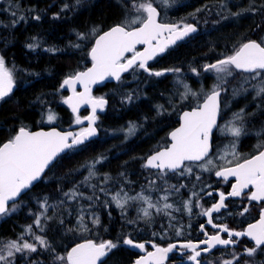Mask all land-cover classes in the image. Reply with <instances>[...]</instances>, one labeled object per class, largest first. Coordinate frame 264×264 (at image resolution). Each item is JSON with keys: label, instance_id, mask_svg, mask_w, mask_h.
<instances>
[{"label": "trees", "instance_id": "1", "mask_svg": "<svg viewBox=\"0 0 264 264\" xmlns=\"http://www.w3.org/2000/svg\"><path fill=\"white\" fill-rule=\"evenodd\" d=\"M204 1L205 6H202V0H191L189 4L185 2L179 7L192 10L193 7L202 6L199 13V20L202 21L205 15H209L204 10L206 6L211 3L218 6L229 0H220L221 3L219 0ZM230 1L234 3V11L241 6V13L246 14L239 20L227 21L223 9L213 13L211 22L206 18L204 28L205 31L208 29L207 33L201 26L202 31L193 38L149 64L151 71L164 72V75L157 77L140 69L132 70L118 84H107L102 88L110 105L98 118L99 137L60 156L43 179L17 202L16 210L0 217V242L6 244L23 235L25 241L37 245L35 253H17L15 264H61L55 260L56 255H66L74 245L86 240L97 243L111 240L117 243L119 247L109 253L107 264H131L137 254L123 244L125 238L161 246L198 238V225L202 221L199 212L192 211L188 225L184 222L186 236L175 238L174 229L161 226L162 223L167 224L164 217H157L152 226L146 221L143 224L141 221L136 223V207L127 208L126 214H122L114 202L105 208L104 201H111V195L121 188L134 193L141 183H145V176L154 172L143 165L150 154L167 144L166 131L175 123L173 119H166L165 114L171 115L173 111H178L172 110L170 106L172 97L176 96L172 86L175 85L177 74H181L182 80L189 81L194 87L196 83L200 84L206 63H214L232 54L238 42L259 41L262 38L264 20L260 12L261 8L264 9V0ZM11 3L19 6L18 14L24 15L26 19L15 27L0 26V56L4 57L6 67L13 72L17 86L11 95L0 101V145L11 139L22 127L31 130L50 127L69 130L76 126L75 118L63 103L67 93L61 85L67 77L90 63L88 53L95 37L113 25L122 23L120 17L126 5L124 0H80L79 4L76 0H11ZM65 4L68 5L67 10L61 11ZM8 7L9 0H0V9ZM240 10L237 9V13ZM37 15L39 20L33 18ZM12 19L8 12L0 11L2 24H10ZM78 34H83L85 38L79 39ZM29 43H37L39 47L30 50L27 47ZM193 68L199 76L192 71ZM166 69L180 71L166 72ZM109 90L112 93L109 94ZM128 95L133 96L130 103L120 99ZM160 106H163L162 109ZM49 112L56 117L52 125L45 122ZM85 114L86 111L82 116ZM130 123H139V129L125 142H119L117 137H105V132L120 129ZM120 141H123L122 138ZM116 142L121 144L116 145ZM101 157L102 162L95 166L96 176L85 183L87 166ZM105 177L108 178L106 184ZM211 177L208 174L207 181L215 183L216 180ZM161 183L156 185L160 187ZM88 185H96L97 188ZM74 187H78L85 196H92L95 192L99 200H69L63 193ZM100 187L108 189L109 194L100 192ZM44 198H47L51 207L46 213L48 218H42L44 231L41 232L35 226L34 219L44 211L39 203ZM81 206L85 209V223L89 227L87 231H82L77 225ZM89 213L99 216L98 226H93ZM29 225L33 232L48 241L51 246L49 250L40 247L31 236L25 234ZM77 232L81 234L77 235ZM226 253L219 251L206 259L211 264H218L229 258L230 255ZM173 256L167 264L177 262Z\"/></svg>", "mask_w": 264, "mask_h": 264}, {"label": "snow or ice", "instance_id": "2", "mask_svg": "<svg viewBox=\"0 0 264 264\" xmlns=\"http://www.w3.org/2000/svg\"><path fill=\"white\" fill-rule=\"evenodd\" d=\"M124 2L126 7L135 10V16L127 22L114 25L108 31L99 35L89 52L92 67L87 71L78 72L66 78L61 85V88L66 86L73 93L63 101L72 109L73 113H77L81 104L91 106V115L84 118L89 122L88 127L75 134L71 132L61 133L55 129L49 132H30L22 127L16 135L0 145V217L9 215L16 210L17 198L42 177V174L57 156L66 149L84 144L88 138L97 134L96 128L93 127L98 119L97 109L103 111L107 101L103 97H93L91 95L92 84L109 77L119 82L123 73L137 69H142L149 75L157 77L164 75V72L151 71L148 67V61L159 53H163L169 45L175 44L177 40H181L197 31L196 26L186 21H181L178 24L158 22L159 13L157 8L153 6V0H124ZM160 2L167 4L168 0H160ZM76 3L79 4L80 0H76ZM14 7L15 10H13ZM67 8L68 5L65 4L61 11L67 10ZM0 11L8 12L13 17L10 24L0 22V26L3 27H15L26 19L24 15L18 14L19 6H13L11 0H9V7L0 9ZM233 15H239V13ZM33 18L40 19L38 15ZM130 25L139 26L131 27ZM93 32H96V30L93 29ZM164 33L168 34L167 37H164ZM78 37L79 39L85 38L83 34H78ZM162 37H164L163 40ZM137 45H144V50L138 51ZM27 47L30 50H35L39 47V44L29 43ZM45 51L55 50L45 49ZM127 53H131V56H127ZM234 70L247 75L239 88L232 89L233 96L239 95L241 91L247 92L249 89L244 85L251 84V88L255 92L254 98L264 97V37L259 41L248 40L242 43L232 54L223 56L215 63L204 65L205 72L213 71L217 74L218 83L204 95L202 103L190 111L183 112L180 126L169 134L170 143L149 156L143 165L145 168L157 170L156 179L150 180L149 186L163 194L158 196L154 202L152 197L145 195L143 191L137 195L129 196L121 188L114 195H111V201H104L105 208L109 206L110 202H114L116 207L122 210V214H126L125 206L129 201H140L147 205V207L139 209V212L142 213V219L151 221L153 219L152 210H154L155 214L168 217L169 226L171 227L173 226L171 221L175 219L172 216V211H180L181 209H174L173 204L167 202L169 193L171 191L179 192L186 185L183 183L168 185L166 178L169 173H172L181 177L194 176L195 180L199 181L201 177L194 173V168H199L201 172H209L215 168V176L223 178L226 182L229 177H234L235 183L231 185V192L227 194L228 196H246L248 201H255L258 204L264 202V142L257 144L256 154L246 158L241 157L236 151L238 138L245 134L243 125L238 126L236 124L237 120H243L244 109L234 113L233 119L219 129L221 133L227 132L236 138L232 141L230 148L225 150V154L220 157L224 164L216 166L214 160L210 157L213 150V130L218 128L217 120L221 113V94L228 91L226 85L230 83L228 78L234 75ZM165 71L179 72L180 69H166ZM192 71L199 75L196 69L193 68ZM252 81H255V83H252ZM77 83L83 86V92L76 91L75 85ZM13 86V74L6 67L4 57L0 56V101L9 96ZM184 88L185 93L182 98L195 95L187 85H184ZM132 99L133 96L128 95L124 97V102H131ZM162 107L160 106L161 109ZM55 119V115L49 112L47 121L52 123ZM75 122L82 124L83 120L77 115ZM134 132L135 125H131L128 128L127 135H132ZM228 156L232 158L228 159ZM102 160V157L97 158L87 166L88 176L85 177V183L96 176L95 166L101 163ZM157 180L162 182L159 189L155 188ZM107 181L108 178L105 177L104 183L106 184ZM88 186L93 189L97 188L96 185ZM250 188L252 190L246 192ZM99 191L105 195L109 194V190L104 187H100ZM63 195L69 200H77L78 198L99 200V196H96L95 192L92 196H85L84 193L78 190V187L64 192ZM197 195L196 192L192 193L193 197ZM207 195L211 196L212 192H208ZM226 199V195L221 192L217 202L207 209L202 208L200 212V215L208 218V224L219 230L217 233L209 234L205 231L204 225H201V231L206 236L205 240L198 243L189 241L179 245L180 248L191 253L188 260L192 261L193 264H201L198 257L201 256L202 252H210L218 245L228 247L238 243V240H234L233 237H247L253 242L254 246L245 247L243 253L233 252L232 259H223L221 264H239L242 255L253 257L258 251H264V207H261L260 218L256 223L249 224L247 229L243 231H236L230 229L227 225H217L213 222V213H219L221 209L227 207L225 204ZM10 201L13 202L11 205L9 204ZM39 203L44 211L35 216L34 224L43 232L42 218H48L46 213L51 205L48 204L47 198ZM196 207H201L199 200L196 202ZM183 208L190 215L192 200L185 201ZM80 211L77 225L82 231H87L88 225L85 223V209L83 206H81ZM248 211V207H244L239 214L243 215ZM89 215L93 226H98L100 223L99 216L95 213H89ZM61 223H63V220H61ZM220 232L227 233V238H222ZM25 234L31 236L45 250L51 248L44 237L33 232L31 225L25 229ZM176 234L178 236L182 234V226L177 228ZM123 244L145 251L143 243H134L129 238H125ZM202 244L207 245V247L201 248ZM118 247L119 245L111 240L99 243L86 240L83 243H77L66 255H56L55 260L60 261L61 264H107L109 253ZM152 247L155 251L147 252L145 256L138 258L135 264H164L168 254L173 252L177 245L169 244L168 247L161 248L153 244ZM36 251L37 245L25 241L23 235L17 240L9 241L6 244L0 242V264H15L17 253H35ZM243 264H250V261H244Z\"/></svg>", "mask_w": 264, "mask_h": 264}, {"label": "flooded vegetation", "instance_id": "3", "mask_svg": "<svg viewBox=\"0 0 264 264\" xmlns=\"http://www.w3.org/2000/svg\"><path fill=\"white\" fill-rule=\"evenodd\" d=\"M202 1H203L202 5L204 6L205 4H203V3L205 1L204 0H202ZM168 2H170V1L168 0ZM174 2H176V4H170V5L168 4L167 6H163V7H161L160 4L159 5L153 4V6L157 8V11L159 13L158 22L167 23V24H178L181 21H186L187 23H190V24H193L194 26H196L197 31L195 33L191 34L184 41L177 43L173 47L167 48L163 55L170 52V50L175 49L180 44L186 42L188 39L193 38L195 35H197L199 32L202 31L201 25L199 23L200 20H199V12H198V11H200V8H202V6L200 8H198L197 6L193 7L192 10H189V9L185 10V9L180 8L179 6L182 3L184 4L185 2H187L186 0H182V1L171 0L170 3H174ZM124 6L125 7L123 8L122 15L120 17L121 22H127V21L131 20L136 14L134 9H132L130 7H126V5H124ZM180 10H182V11H180ZM186 17H188L189 19L188 20L187 19L181 20V18H186ZM192 17L193 18L195 17V20L192 19ZM190 19H191V21H190ZM195 22H198V23H195ZM130 26L131 27H138L139 25H130ZM137 50L140 51L141 48H138ZM163 55H161V56H163ZM129 56H131V54ZM161 56H159V57H161ZM88 57H89V55H88ZM157 58L158 57H156L155 59H157ZM89 62H90V59H89ZM149 64H148V66H149ZM89 65H90V63L84 69H86ZM84 69H82V70H84ZM82 70H80V71H82ZM140 70H142V69H140ZM131 71L132 70H130L128 73H130ZM234 73H235L236 79L239 76L247 75L244 73L236 72L235 70H234ZM197 76H199V75H197ZM238 80L239 81L237 83L235 81V87L234 88H239L240 85L243 83V82H241V79L238 78ZM119 82L107 83V84H118ZM233 82H234V80L231 81L232 84H233ZM185 83H187L189 86H191L189 81H187ZM107 84H105L104 86H106ZM197 85H199V83L198 84L196 83V85H194V87L191 86V88L194 90L195 88L198 87ZM104 86L95 88L93 91V97L94 96L100 97L103 95L102 97L109 101V104L107 106V109H108V107L110 105V100L107 97H105L106 94L104 95V92L102 91V88H104ZM172 88L175 89V85H173ZM203 90H206L207 93L209 92L207 89H203ZM98 91H101V92H98ZM202 95L203 96H197V98H196V99H198L197 101H194L193 99H191L190 96H187L188 99L183 100V102H184L183 104H185V105L181 104V106L178 108H175V105L178 104V102H179V96L172 97V102L170 104L171 109L172 110L176 109L178 111H173V112L169 111V113L172 112L171 115L165 114L166 119H173L174 120L173 122H175V123L171 124L170 128L166 131L167 144H165L163 147H166L169 143L168 136H169L170 132L173 131L179 125L180 115L184 111L192 110L198 104L202 103L203 99H204V92ZM254 95H255L254 91L247 93L246 96H240V97H236L233 95L227 96L226 92H222L221 98H220L221 99V113H220V116L218 117V122H217L218 128L214 129V131H213V152L210 155V157L215 153L217 147L219 150H221L222 148H224V145L228 144V143H224V142L229 141V137H227L225 134H221V131L219 129L222 127V125H225L227 122L231 121L233 119L234 113H238V111L243 109L244 104H247V105H246V108L244 110L243 120H237L236 121V124L238 126L241 124L243 125L244 133H245V134H242L237 140L238 153L243 158H246L250 155L256 154L257 144L264 142V118H261V117H264V113H263V115L262 114H256L255 111L252 109L253 106L250 105V103L255 104V101H256L258 104L261 102L262 99H263L262 101H264V98L263 97H258V98L256 97V99H255ZM66 97H67V95L65 96V99H66ZM244 98L247 100H245ZM237 108H238V110H237ZM107 109H106V111H107ZM84 111H86V114L84 116H82ZM84 111L80 112V114H79L80 117L85 118L87 116V114L89 113L88 110H84ZM173 115H175V117H172ZM83 125H85L84 122H83ZM85 127H87V126H85ZM27 129H29V128H27ZM29 130H31V129H29ZM72 130L75 133H78L76 131V130H78L77 126H75ZM225 138H227V140H225ZM231 139L234 140L236 138L233 137ZM163 147H161V148H163ZM159 149H157V150H159ZM172 175H174V174H172ZM213 177L216 180L215 183L217 185H215V183L214 184L210 183L211 186L207 188V189H209V192H212V195L209 196L206 194L207 197H205V199H204V208L205 209L211 207L213 203H215L219 200V193L223 192L225 195L230 193L231 192V185L235 183V178L231 179V180H227V182H226L223 179L216 178L215 173H214ZM251 190H252L251 188L247 189L246 192H250ZM225 204L227 206L226 208L221 209V211L219 213L213 214V222L217 225H227L230 229H233L236 231H243V230L247 229V226L249 224L256 223L260 218L261 207H264V202H260L258 204L255 201H248L246 196L230 197V198L225 200ZM244 207H248L249 211L247 213H244L243 215H240L239 213L242 211V209ZM201 225H204L205 231L208 232L209 234H215L219 231L218 229L213 228L211 225H208L207 224V217L202 216V221L198 225V230H199L198 238L196 240H182L181 242H189V241L200 242L202 240H205L206 236H205L204 232L201 231ZM219 234L221 235L222 238H225V239L227 238V233L220 232ZM233 239L238 240V243H236L235 245H232V246H228V247L216 248V249H214V250H212L206 254H201V256L198 260L201 261V264H211L208 262V260L206 258H208L209 256H212V255H215V253H217L219 251H227L228 253H226V255H230L229 258H227V259H232L233 252H236V253L242 252L243 253L245 247H253L254 246L253 242L251 240H249V238H247V237H240V238L233 237ZM205 247L206 246H202L201 248H205ZM177 249H179V248H176L175 250H177ZM150 250H151V248L150 249L147 248L146 252H149ZM174 251L171 253V256L174 254ZM139 256L140 255L137 254L136 258H138ZM171 256H170V258H171ZM242 256H241V260L239 261V264L242 263L241 261L243 260V258L248 259V261H250V264H264V251H258L253 257H248L246 255H242ZM170 258L167 260V262L170 260ZM186 260H188V258L183 259L181 263L189 264V263H186ZM167 262H165L164 264H167ZM218 264H221V262H219Z\"/></svg>", "mask_w": 264, "mask_h": 264}, {"label": "rangeland", "instance_id": "4", "mask_svg": "<svg viewBox=\"0 0 264 264\" xmlns=\"http://www.w3.org/2000/svg\"><path fill=\"white\" fill-rule=\"evenodd\" d=\"M170 2H171V0H169ZM187 2L186 3H190V1L191 0H186ZM170 2H167V4H163V3H161L160 2V0H153V4H157V5H159L160 4V6L161 7H163V6H167L168 4L170 5V4H176V2H174V3H170ZM228 3H230V4H228ZM232 4L234 5V3H233V1H227L226 3H223V4H220V5H215L214 3H211L210 4V6L208 5V6H206L207 7V9L208 10H206L207 12H208V16L207 15H205L206 17L202 20V22L200 23V25L203 27H205V23H206V18H207V21H210L211 22V20H213V19H211V18H213L214 17V14L213 13H215V12H220V11H222L223 9H224V11L226 12V15H227V17H226V20L227 21H233V20H239L240 19V17H242L244 14H246V13H241V11H243V9H241L240 10V12H239V15H233L234 13H237V11L235 12L234 10H233V7H232ZM223 5V6H222ZM215 6V7H214ZM212 7V8H211ZM206 9V8H205ZM232 10V11H229V10ZM202 11V10H201ZM201 11H198L199 13H201ZM204 11V10H203ZM252 12H253V9H252ZM261 14L260 15H262V18H263V20H264V9H262L261 8V12H260ZM186 20V19H188V17H186V18H181V20ZM194 19V18H193ZM213 22H215L216 23V21H213ZM219 24H221V22H218ZM203 30H205V29H203ZM261 37H264V32H262V35H261ZM243 42H238L237 43V45H236V49L242 44ZM92 47V46H91ZM90 47V48H91ZM90 51V50H89ZM233 53V52H232ZM88 55H89V53H88ZM206 64H210V63H206ZM10 70V69H9ZM204 70V67H203V69H202V73H203V77H202V80H201V82H200V84L199 85H197L198 87L197 88H195L194 90L191 88V86H189L187 83H185L183 80H182V75L181 74H177V76L175 77V89H174V94L176 95V96H179V102H178V104H176L175 106L176 107H180L181 106V104H183L184 102H183V100H185V99H188V98H182V96H183V94L185 93V88H184V85H187L188 86V88L191 90V92L192 93H195V95H188V96H190L191 97V99H193L194 101H197L198 99H196L197 98V96H203L202 94H203V92H204V95L207 93V91L206 90H203V89H207L208 91H210L217 83H218V81H217V74L215 73V72H213V71H208V72H205V71H203ZM11 71V70H10ZM12 72V71H11ZM12 74H13V72H12ZM246 76V75H245ZM245 76H239L238 78L239 79H241V82H243V79H244V77ZM238 78H237V80H236V76H235V73H234V75L232 76V77H229L228 78V80L230 81V83L229 84H227L226 85V87L228 88V91L226 92V95L228 96V95H230V96H232V89L235 87V82H233V84L231 83V81L234 79V81L236 80V83L239 81L238 80ZM13 79H14V77H13ZM14 81H15V79H14ZM16 82V81H15ZM252 83H255V81H252ZM205 86V87H204ZM247 87L249 90L247 91V92H243V91H241V93L239 94V95H237L236 97H240V96H246L247 95V93H249V92H252L253 90H252V88H251V84H246V85H244V87ZM202 90V91H201ZM112 93V92H111ZM103 96V95H102ZM102 96H100V97H102ZM255 96V95H254ZM124 97H126V96H124ZM124 97H120V99H122L123 101H124ZM258 98V97H257ZM264 98V97H263ZM245 99V98H244ZM256 99V98H255ZM122 100H120V101H122ZM245 100H247V99H245ZM263 100V99H262ZM261 100V102L260 103H258L257 104V102L255 101V104H252V103H250V105H252L253 106V110L255 111V113L256 114H262L263 115V113H264V101H262ZM233 102V101H232ZM126 103H130V102H126ZM254 103V102H253ZM179 105V106H178ZM246 105L247 104H244V110H245V108H246ZM251 109V110H252ZM238 112H240V111H238ZM261 115V116H262ZM82 120H83V118L84 117H80ZM261 118H264V117H261ZM56 120V119H55ZM55 120H54V122H55ZM75 121H76V119H75ZM46 124L47 125H52V124H54V122H52V123H49L48 121H47V118H46ZM76 126H77V128H78V130H76L77 132H80L81 131V129H83V128H86L84 125H83V123L82 124H77L76 122L74 123ZM131 125H135V132L139 129V123H130V124H127L126 126H123L122 128H120V129H114V130H109L108 132H105V137H108V138H115V137H117V139H119V142H125L127 139H129V137H131L132 135H127V132H128V128L131 126ZM225 125H222V127L221 128H223ZM75 127V126H74ZM135 134V133H134ZM221 134H225L227 137H229V141H226V142H224V143H228V144H226V145H224V148H222L221 150H219L218 149V147L216 148V151H215V153L211 156V158L214 160V164L216 165V166H220V165H222V164H224V161L222 160V159H220V157L221 156H223L224 154H225V150L227 149V148H230V146H231V143H232V139L231 138H233L230 134H228L227 132H224V133H221ZM121 138H122V140L123 141H120L121 140ZM225 140H227V138H225ZM119 142H116V145H119V144H121V143H119ZM236 151L238 152V145H237V143H236ZM231 158V156H228V159H230ZM215 168H213L211 171H209V172H201L200 171V169L199 168H194V173L195 174H198L200 177H201V179L199 180V181H197V180H195V177L194 176H184V177H181V176H179V175H168V177L166 178L167 179V183H168V185H173V184H175V185H179V184H181V183H183V184H185L186 185V187H183V188H181L180 190H179V192H176V191H171L170 193H169V199H168V203H171V204H173V207H174V209H176V208H178V209H181L180 211H172V216H174L175 217V219L174 220H172L171 221V224L173 225V226H169V223H170V221H169V218L168 217H165V216H163L162 214H159V215H157V214H155V212H154V210H152L153 211V219L151 220V221H146V220H144V219H142L141 217H142V213H140L139 212V209L141 208V207H147V205H144L142 202H140V201H129L127 204H126V206H125V209L127 210V208L129 209V208H134V207H136V209H135V211H136V215H135V217L134 218H136L135 220H136V223L138 222H140L141 221V224H143L145 221L146 222H150V223H147V224H149L150 226H152V223L156 220V218L157 217H160V218H165V222L167 223V224H164V223H162L161 224V226H166V227H164L165 229H168L169 228V230L170 229H174V232H173V234H174V237L175 238H183L184 236H186V234H187V232H185V224H184V222L188 225V223H189V220H190V215H189V213L187 212V210H185L184 208H183V204H184V202L185 201H187V200H189V199H191L192 200V211H195V212H201V210H202V208L203 209H205L204 208V199H205V197H207L206 196V194H207V192H209V189H207L208 187H210L211 185H210V183H213L214 184V182L213 181H207V177H208V174L210 175V177L211 176H213L214 175V173H215ZM212 178V177H211ZM153 179H156V172H151L150 174H148V175H146L145 176V183H141L140 185H139V188L137 189V190H135V192L134 193H129V192H127L128 193V195L129 196H133V195H137L138 193H141L142 191L144 192V194L145 195H150L151 197H152V199H153V201L155 202L156 201V199L158 198V196H160V195H162L163 193H161L160 191H158V190H153L150 186H149V181L150 180H153ZM204 181H206V182H204ZM158 182H160L159 180H157V182L156 183H158ZM215 185H217L216 183H215ZM161 187V186H160ZM158 185H155V188L156 189H159L160 188ZM193 192H196L198 195L197 196H195V197H193L192 196V193ZM123 194V193H122ZM197 200H199V203H200V205H201V207H196V202H197ZM169 211H171V210H169ZM200 217H202V215L200 216ZM181 226H182V234L181 235H177L176 234V230H177V228H181ZM89 228V227H88ZM166 231V230H165ZM79 234H81V233H78L77 232V235H79ZM166 233H164V235H165ZM191 253L188 251V250H186V249H182V248H179V249H177V250H175L174 251V256H173V259H177V262H172V264H176V263H180V262H182V260L183 259H186V258H188V256L190 255Z\"/></svg>", "mask_w": 264, "mask_h": 264}, {"label": "water", "instance_id": "5", "mask_svg": "<svg viewBox=\"0 0 264 264\" xmlns=\"http://www.w3.org/2000/svg\"><path fill=\"white\" fill-rule=\"evenodd\" d=\"M157 20H158V17H157ZM110 29V28H109ZM109 29H107V30H105V31H103V32H101L100 34H98L96 37H95V39H94V41H93V45H94V43H95V40H96V38H98V36L99 35H101V34H103L104 32H106V31H108ZM193 34V33H192ZM167 33H164V37H167ZM191 35V34H190ZM189 35V36H190ZM189 36H187V37H185V38H183V39H181V40H177L176 42H175V44H171V45H169L167 48H169V47H173V46H175L177 43H179V42H182V41H184L185 39H187ZM164 37H162L161 39L163 40L164 39ZM92 45V46H93ZM137 47V49L138 48H141V50L140 51H143L144 50V45H137L136 46ZM166 48V49H167ZM91 50V49H90ZM90 52V51H89ZM165 53V51L163 52V53H159L158 55H156L152 60H150V61H148V64L149 63H151L156 57H159V56H161V55H163ZM131 53H127L126 55L127 56H129ZM89 59H90V65L86 68V69H84V70H82V71H79V72H83V71H87L90 67H92V61H91V58H90V56H89ZM129 72V71H128ZM128 72H125V73H123L122 74V76H121V78L125 75V74H127ZM78 73V72H77ZM70 77V76H69ZM68 78V77H67ZM14 81V80H13ZM107 83H117V81H115L114 79H112L111 77H109V78H106L105 80H103V81H101V82H98V83H96V84H92L91 85V95L93 96V91H94V89L95 88H97V87H102V86H104L105 84H107ZM16 83L14 82V86H13V90H12V92L9 94V95H11L12 93H13V91L16 89ZM75 89H76V91L77 92H83L84 91V88H83V86L82 85H80L79 83H77L76 85H75ZM63 90L67 93V97H69V96H71L73 93H72V91H71V89L70 88H68V87H64L63 88ZM66 97V98H67ZM106 101H107V103H106V105L104 106V110L103 111H100L99 109H97V116L98 115H100V114H103V113H105V111H106V109H107V106H108V104H109V101L107 100V99H105ZM66 106H67V108H68V110L70 111V113L73 115V117H75L76 118V116L77 115H79L80 114V112L81 111H84V110H88L89 111V113L87 114V116H89V115H91V112H92V109H91V106L90 105H88V104H81L80 106H79V108H78V111H77V113H73L72 112V109L66 104ZM186 111H190V110H186ZM185 112V111H184ZM183 114V113H182ZM182 114L180 115V122H181V116H182ZM86 116V117H87ZM83 122H84V124L88 127V121H87V119H83ZM96 122H97V120H96ZM96 122H95V124L93 125V127H95L96 128V135L95 136H92V137H90V138H88L86 141H85V143L84 144H86V143H88V142H90V141H92V140H94V139H96L98 136H99V130H98V128L96 127ZM217 122H218V120H217ZM180 126V123H179V125L176 127V128H178ZM175 128V129H176ZM25 129H27V128H25ZM53 129H55L56 131H58V132H61V133H69V132H71V133H73V134H75V132L72 130V129H69V130H60L59 128H57V127H50V128H39V129H35V130H29V129H27L28 131H30V132H40V131H43V132H49V131H52ZM174 129V130H175ZM214 131V130H213ZM18 132V131H17ZM172 132V131H171ZM170 132V133H171ZM16 135V134H15ZM169 137V136H168ZM168 141H169V139H168ZM7 142V141H6ZM5 143V142H4ZM169 143H170V141H169ZM84 144H82V145H84ZM82 145H79V146H76V147H74V148H78V147H80V146H82ZM164 148V147H163ZM163 148H160L159 150H161V149H163ZM70 149H66L63 153H61L59 156H57L56 157V159L53 161V163L49 166V168L57 161V159L60 157V156H62V155H64V154H66L68 151H69ZM158 151V150H157ZM156 152V151H155ZM155 152H153L152 154H154ZM212 152H213V150H212ZM212 152L210 153V155L212 154ZM151 154V155H152ZM151 155H149V156H151ZM148 156V157H149ZM147 157V158H148ZM147 160V159H146ZM146 162V161H145ZM48 168V169H49ZM48 169H46L45 170V172H44V174H42V177L39 179V180H37V181H35L34 183H33V185L29 188V189H27V190H25V192H22L21 193V196L20 197H18L17 198V201H16V203L22 198V196L23 195H25L28 191H30L31 189H33V187H35L42 179H43V177H44V175H45V173L48 171ZM149 169V168H148ZM150 170H152V171H157V170H155V169H150ZM169 174H172V173H169ZM216 177V176H215ZM216 178H218V177H216ZM218 179H223V178H218ZM231 179H234V177H229L228 178V180H231ZM226 197H227V199L228 198H230L231 196H228V195H226ZM13 202H9V204L11 205ZM214 214V213H213ZM208 219V218H207ZM208 224V223H207ZM208 225H210V224H208ZM215 229H217V228H215ZM134 242V241H133ZM81 243H83V242H81ZM134 243H137V242H134ZM184 243H187V242H181V241H177V242H173V243H170V244H176L177 245V248H180L179 247V245H181V244H184ZM193 243H198V242H193ZM144 245H145V251H140L139 249H137V248H134V247H132V246H130V245H125L128 249H130L131 251H133V252H135V253H137V254H139L140 256L138 257V258H140V257H142V256H145L146 255V247H150L151 248V250L149 251V252H154L155 251V249L152 247V245H153V243H151V242H149V243H143ZM75 246V245H74ZM73 246V247H74ZM202 246H206L207 247V245H201V247ZM159 247H161V248H166V247H168V245L167 246H165V247H163V246H159ZM224 246H216L215 248H213L212 250H214V249H216V248H223ZM71 250V249H70ZM69 250V251H70ZM175 250V249H174ZM173 250V251H174ZM211 250V251H212ZM172 253V252H171ZM171 253H169L168 254V256H167V258H166V260L164 261V263L165 262H167V260L170 258V256H171ZM208 253V252H207ZM202 254H206V253H204V252H202ZM138 258H136L135 259V261L138 259ZM200 257H198V259H199ZM135 261L132 263V264H135ZM186 263H189V264H193V262L192 261H190V260H186Z\"/></svg>", "mask_w": 264, "mask_h": 264}, {"label": "bare ground", "instance_id": "6", "mask_svg": "<svg viewBox=\"0 0 264 264\" xmlns=\"http://www.w3.org/2000/svg\"><path fill=\"white\" fill-rule=\"evenodd\" d=\"M219 1H220V0H219ZM221 1H222V0H221ZM221 1H220L219 3H221ZM235 1H236V0H235ZM211 2H212V1H211ZM214 2H215V1H214ZM217 3H218V2H217ZM224 3H225V2H224ZM206 4H207V3H206ZM228 4H230V3H228ZM202 6H203V5H202ZM204 6H205V5H204ZM209 6H210V5H209ZM232 6H233V5H232ZM214 7H215V6H214ZM202 8H203V7H202ZM211 8H212V7H211ZM241 8H242L241 6H240V8L237 7V9H239V10H240ZM234 9H235V8H234ZM237 9H236V10H237ZM204 10H208L207 7H206V9H204ZM228 10H229V9H228ZM236 10H235V11H236ZM229 11H232V10H229ZM206 12H207V11H206ZM204 13H205V12H204ZM188 19H189V18H188ZM188 19H187V20H188ZM192 19H193V17H192ZM194 20H195V17H194ZM197 20H198V19H197ZM197 20H196V21H197ZM223 20H224V19H223ZM223 20H222V21H223ZM190 21H191V19H190ZM28 22H29V21H28ZM192 22H193V21H192ZM201 22H202V21H200V23H201ZM25 23H26V22H25ZM195 23H198V22H195ZM202 23H203V22H202ZM217 23H218V22H217ZM218 25H220V24H218ZM208 27H209V26H208ZM216 27H217V26H216ZM202 28H204V26H203ZM218 28H219V27H218ZM255 28H256V27H255ZM255 28H254V29H255ZM259 28H260V27H259ZM259 28H258V29H259ZM261 28H262V27H261ZM204 29H206V28H204ZM216 29H217V28H216ZM207 30H208V29H207ZM207 30H206V31L204 30V31L207 33ZM218 30H220V29H218ZM252 30H253V29H252ZM256 30H257V28H256ZM256 30H255V31H256ZM263 30H264V29H263ZM263 30H262V32H263ZM209 31H211V30H209ZM220 31H221V30H220ZM260 31H261V29H260ZM205 32H204V33H205ZM212 32H213V31H212ZM214 32H215V31H214ZM216 32H218V31L216 30ZM210 33H211V32H210ZM211 34H212V33H211ZM208 35H209V32H208ZM209 36H210V35H209ZM211 53H212V51H211ZM28 76H29V75H28ZM30 78H31V77H30ZM25 79H26V78H25ZM29 80H30V79H29ZM233 80H234V79H233ZM236 80H237V79H236ZM236 80H235V81H236ZM235 81H234V82H235ZM27 82H28V81H27ZM112 88H113V87H112ZM107 92L109 93L110 90L107 91ZM110 93H111V92H110ZM110 93H109V94H110ZM94 97H95V96H94ZM240 108H241V107H240ZM237 110H238V108H237ZM234 111H235V110H234ZM240 253H242V252H240ZM242 257H243V256H242ZM246 258H247V257H246ZM246 260H247V259H246ZM243 261H245V259H244ZM247 261H248V260H247ZM242 264H243V262H242Z\"/></svg>", "mask_w": 264, "mask_h": 264}]
</instances>
